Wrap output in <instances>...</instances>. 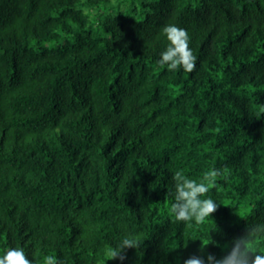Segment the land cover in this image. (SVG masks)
<instances>
[{"label": "trees", "instance_id": "16d2710c", "mask_svg": "<svg viewBox=\"0 0 264 264\" xmlns=\"http://www.w3.org/2000/svg\"><path fill=\"white\" fill-rule=\"evenodd\" d=\"M166 25L194 71L158 63ZM178 171L211 217L175 220ZM262 229L264 0H0V257L210 264Z\"/></svg>", "mask_w": 264, "mask_h": 264}, {"label": "clouds", "instance_id": "9594fccd", "mask_svg": "<svg viewBox=\"0 0 264 264\" xmlns=\"http://www.w3.org/2000/svg\"><path fill=\"white\" fill-rule=\"evenodd\" d=\"M169 41L168 47L161 53L158 63L161 66L168 65L170 71L182 68L184 71L192 72L195 69L196 57L189 47V36L185 29L175 25H166L162 30ZM223 175L221 170L213 169L204 175V180L214 183L217 177ZM175 185L174 202L171 205V212L177 222L195 219L203 221L211 217L218 209V204L212 199H200L209 191L204 182H197L186 178L181 172H176L172 177ZM255 230H253L254 232ZM264 231V229H262ZM249 236L252 235L250 232ZM140 242L135 238H124L119 245L108 253L110 260L119 259L124 261L127 258L126 249L138 248ZM45 264H59L52 256L44 258ZM208 262L215 261V264H264V253L254 251L252 244L247 237H239L234 240L232 250L225 256L216 259L208 255ZM0 264H33L23 249L10 248L0 257ZM183 264H205L202 257L191 256L183 260Z\"/></svg>", "mask_w": 264, "mask_h": 264}]
</instances>
